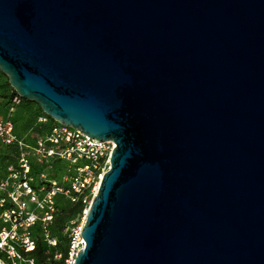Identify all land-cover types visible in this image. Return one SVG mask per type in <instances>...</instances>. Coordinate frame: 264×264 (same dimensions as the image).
<instances>
[{"label":"water","instance_id":"1","mask_svg":"<svg viewBox=\"0 0 264 264\" xmlns=\"http://www.w3.org/2000/svg\"><path fill=\"white\" fill-rule=\"evenodd\" d=\"M0 71L116 144L75 264H264V0H0Z\"/></svg>","mask_w":264,"mask_h":264},{"label":"built area","instance_id":"2","mask_svg":"<svg viewBox=\"0 0 264 264\" xmlns=\"http://www.w3.org/2000/svg\"><path fill=\"white\" fill-rule=\"evenodd\" d=\"M22 99L18 95L15 96L9 108L10 112L16 110ZM46 121L47 118L40 117V122ZM0 140L17 147L24 175L17 183L14 180H0V264H39L33 256L38 239L31 229L39 226L42 240L50 246H57V238L53 236L50 228L56 213L55 196L63 192L73 202L82 197L88 208L104 173L110 168L111 155L116 144L112 140H97L80 129L62 124L43 131L35 143L31 144L15 133V123L12 119H0ZM31 154L39 155L40 160L61 158L71 161L75 174L71 177L68 187L64 188L57 180L48 178L39 182V188L33 186L35 183L30 175L29 161ZM42 175L45 176L44 173ZM13 176H16L15 172L10 174L11 178ZM41 192L44 193L42 197ZM32 204L40 208L42 213H36ZM86 213L87 209L85 216ZM82 227L83 224L75 234L71 232L72 240L67 256L63 258L62 253L57 252L54 258L62 261H49L46 264H75L79 251L84 248ZM69 229L68 226L67 231Z\"/></svg>","mask_w":264,"mask_h":264},{"label":"rangeland","instance_id":"3","mask_svg":"<svg viewBox=\"0 0 264 264\" xmlns=\"http://www.w3.org/2000/svg\"><path fill=\"white\" fill-rule=\"evenodd\" d=\"M7 82H9L7 76H0V119L3 121L12 119L15 121V133L20 138L34 144L40 135L37 132L36 127L41 123L40 117H42L43 114L40 111L39 105L35 102L31 104L22 103L16 107L14 112H10L9 108L6 106L5 95L11 93L12 87L8 86ZM29 161L31 165L30 175L33 183H39L40 181H43L44 178H48L57 180L62 187L66 188L69 185L71 177L75 174L74 165L67 159L53 158L50 160H40L39 155L31 154ZM14 172L16 173V176L11 178L10 174ZM43 173L45 176L42 175ZM23 176L17 147L14 146V148H11V146L0 140V180H14L17 183L23 178ZM43 194L44 193L41 192L40 197H42ZM90 198L88 203H90ZM72 202L73 201L63 192H59L55 196L56 213L50 228L52 232L55 231L58 236H61L62 245L65 243V235L60 233L59 217L61 216L63 208L68 207L70 209V204ZM32 207L36 213H42L41 209L36 208L34 204H32ZM86 209L87 208L85 207L78 223L75 222L76 219L69 222V231L72 232V234H75L76 230L83 224ZM69 214L72 215L71 213ZM23 231L24 230H21V232ZM31 232L38 236L41 235L38 226L33 227ZM58 240L59 239H57V241ZM56 260L59 261L58 258Z\"/></svg>","mask_w":264,"mask_h":264},{"label":"trees","instance_id":"4","mask_svg":"<svg viewBox=\"0 0 264 264\" xmlns=\"http://www.w3.org/2000/svg\"><path fill=\"white\" fill-rule=\"evenodd\" d=\"M0 76L5 77L6 75L0 71ZM7 84H8V86H11L9 82H7ZM15 96H17V94L13 88H12V91L9 95H5L6 106L8 108L11 107ZM22 103L31 104L33 102H31L29 100L22 99L20 104H22ZM39 108L43 114L42 117L47 118L46 122H44V123L41 122L39 124V126L36 127V130L39 134H41L42 131H46L47 129L52 128L56 125H60V123H58L57 121H55L54 119H52L51 117L46 115L40 106H39ZM14 123H15V121H14ZM9 146H11V148L12 147L14 148L13 145H9ZM33 186H35L36 188H39L40 183L37 182ZM85 207H86V204L83 202V198L81 197L78 201L72 202L70 204V209L68 207H65L62 209L61 216L59 217V225H60L59 229H60V233L65 235V243L63 245H62L61 236H58L55 231H53L52 234L55 238L59 239L58 240L59 243L57 244V246H54V247L45 243L42 240L41 235L38 236V235L34 234V236L38 239V243H37V247L33 253V256L35 257L36 261L39 264H46L49 261L52 263H60L62 260L57 261L54 258V255L57 252L62 253L63 258H65L67 256L69 245H70V242L72 240V235H71V232L69 230L67 231L66 229L69 226V222H71L75 219H76V221H75L76 223L79 222L80 217H81L82 212L85 209ZM69 213H71L72 215H70ZM39 230H40V227H39Z\"/></svg>","mask_w":264,"mask_h":264},{"label":"bare ground","instance_id":"5","mask_svg":"<svg viewBox=\"0 0 264 264\" xmlns=\"http://www.w3.org/2000/svg\"><path fill=\"white\" fill-rule=\"evenodd\" d=\"M87 210H88V208H87Z\"/></svg>","mask_w":264,"mask_h":264}]
</instances>
